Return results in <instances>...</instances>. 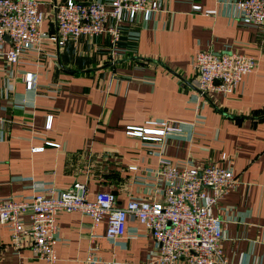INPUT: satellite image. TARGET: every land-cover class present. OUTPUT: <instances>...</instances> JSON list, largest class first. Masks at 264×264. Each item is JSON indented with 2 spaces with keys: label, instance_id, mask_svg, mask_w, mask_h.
Wrapping results in <instances>:
<instances>
[{
  "label": "crops",
  "instance_id": "obj_1",
  "mask_svg": "<svg viewBox=\"0 0 264 264\" xmlns=\"http://www.w3.org/2000/svg\"><path fill=\"white\" fill-rule=\"evenodd\" d=\"M40 1L43 27L52 32V9L61 0ZM235 1L161 0L151 20L140 14L124 26L116 55L109 36L100 34L64 46L44 40L40 50L24 51L19 63L0 58V114L6 117L0 198L29 197L41 184L66 188L82 180L92 196L111 190L123 206L151 189L134 180L130 166L152 175L159 163L155 147L128 134L127 126L179 121L193 136L167 137L164 153L179 164L233 168L239 182L214 207L224 219V251L239 264H264V26L240 21ZM203 49L254 55L258 67L233 93L199 95L192 64ZM26 71L36 73L30 89ZM57 224L56 264H80L94 243L104 260L116 264H160L154 237L136 220L129 224L145 234L122 237L120 244L104 236L106 220L95 228L102 236L92 239V218L81 211L59 212ZM0 264L44 262L28 245L14 250L9 229L0 224Z\"/></svg>",
  "mask_w": 264,
  "mask_h": 264
},
{
  "label": "built area",
  "instance_id": "obj_2",
  "mask_svg": "<svg viewBox=\"0 0 264 264\" xmlns=\"http://www.w3.org/2000/svg\"><path fill=\"white\" fill-rule=\"evenodd\" d=\"M40 2L0 0V58L5 63L22 62V53L40 50L44 40L64 46L68 40L78 43L84 35L107 34L116 55L124 26L135 22L140 14L144 20H151L162 6L161 0H61L53 6L56 28L50 32L43 27L46 13ZM234 5L240 21L264 26V0H236ZM194 8L201 10L202 6L195 4ZM192 65L193 83L199 95L230 94L247 73L257 69L258 59L238 50L203 49L196 52ZM35 77L34 71L24 73L26 88L33 87ZM51 119L49 115L47 127ZM5 122L6 117L0 114V139L4 136ZM127 133L140 136L155 147L159 163L152 169V175L136 164L130 166L136 172L134 180L149 186L150 191L132 195L119 206L114 191L100 190L92 196L87 182L76 180L66 188L41 184L29 197H2L0 224L9 229L12 248L18 251L28 245L44 264H56L57 215L62 211H81L92 218V239L102 236L95 228L104 220L107 221L104 236L116 244H120L122 237L145 234L138 225L129 224L131 219L143 224L156 241L160 264H239L224 251V219L214 212L217 202L239 182L233 168L217 163L202 167L188 162L179 164L167 156L163 150L167 137L191 140L193 136L179 121L148 120L143 126L128 125ZM80 264L116 262L104 260L94 243Z\"/></svg>",
  "mask_w": 264,
  "mask_h": 264
},
{
  "label": "water",
  "instance_id": "obj_3",
  "mask_svg": "<svg viewBox=\"0 0 264 264\" xmlns=\"http://www.w3.org/2000/svg\"><path fill=\"white\" fill-rule=\"evenodd\" d=\"M6 38L8 39V36H6Z\"/></svg>",
  "mask_w": 264,
  "mask_h": 264
}]
</instances>
